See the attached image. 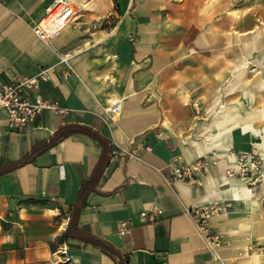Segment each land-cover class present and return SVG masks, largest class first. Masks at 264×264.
Wrapping results in <instances>:
<instances>
[{
    "label": "crops",
    "instance_id": "crops-1",
    "mask_svg": "<svg viewBox=\"0 0 264 264\" xmlns=\"http://www.w3.org/2000/svg\"><path fill=\"white\" fill-rule=\"evenodd\" d=\"M54 1L0 0V79L51 66L39 92L68 108L44 109L21 131L0 111V264H57L65 244L64 264H247L240 239L211 247L189 208L230 200L234 207L211 219L228 237L258 215L254 195L250 211L233 195L241 186L254 191L249 177L227 175L234 150L264 141L253 91L236 98L249 60L237 66L236 58L251 52L248 38L238 33L241 43L222 49L230 40L215 26L202 32L188 0L172 4L166 20L146 13L145 0H119L126 16L110 32L72 20L47 42L34 23ZM253 48L264 70V44ZM87 127L106 139L109 158L96 188L79 198L104 149ZM58 129L66 134L52 141ZM201 157L209 161L202 183L166 180L173 166ZM154 208L162 210L156 221L141 215Z\"/></svg>",
    "mask_w": 264,
    "mask_h": 264
},
{
    "label": "rangeland",
    "instance_id": "rangeland-1",
    "mask_svg": "<svg viewBox=\"0 0 264 264\" xmlns=\"http://www.w3.org/2000/svg\"><path fill=\"white\" fill-rule=\"evenodd\" d=\"M182 1L186 0H145L146 13H152L154 17L166 20L169 17L171 5ZM188 1L198 7L195 13L200 17L199 21L202 32L204 31L207 35V31H210L215 26V29H220L222 38L224 36L225 39L227 37V39L230 40L228 42H222V49L229 47L233 48V46L239 45L241 42L237 41L236 38L238 33H243V35L248 38L243 42L247 45V51L248 47H250L251 52L247 53L246 50H240L236 58L237 66L242 65L240 59H243V61L246 57L249 59H245L243 62V64L246 65L245 73L243 72V78L239 76L241 81L235 86V88L238 89L236 98L239 97L242 89H250L253 91L251 112L260 109L264 110V70L254 62L256 52L253 48V46L262 47L264 44V14H262V12L264 13V0ZM89 2L90 0H88V3ZM92 2H96V4L90 8L82 6L79 15L74 19V22L79 23L82 27L85 26L88 32H110L112 28L126 16V14L122 13L118 8L119 0H92ZM136 3L137 0H134V5H136ZM130 10L133 11V7H131ZM244 17L248 19V21L251 20V17L255 18L252 27L248 26L241 28L240 26H236L235 19H242ZM245 32L247 34H245ZM229 79L233 83L235 75H230L227 81H229ZM257 124H262L264 126V118L258 120ZM261 147L262 148H258L256 144H252V148L248 150L249 152H253L254 155L251 160L247 159L246 156L240 152L241 150H234L240 155V159L247 163L246 167H248V170L246 176H249L248 184L255 188L253 191V188L249 186V188L241 186L239 189H234V194L232 193L238 201L241 200L244 202L248 211H250L253 206L252 198L254 195L255 204L258 208V215L250 218L246 223L240 222L242 223L241 227L238 223L237 232L233 237H228V233L220 228L216 229L214 227L222 235L223 241L221 246L225 243H230L233 239H240L238 240V245L241 247L240 255L247 258V264H259L261 262V264H264V141ZM204 159L206 161V168L203 174H206L208 172L209 161L206 157H204ZM236 175L241 177L244 176L241 172H237ZM233 177L236 178L237 176ZM217 206L218 208L216 207L214 214L222 211L225 212L226 209H232L234 207L230 200H224L223 203ZM237 218L239 219V217ZM260 256H262L263 259Z\"/></svg>",
    "mask_w": 264,
    "mask_h": 264
},
{
    "label": "built area",
    "instance_id": "built-area-1",
    "mask_svg": "<svg viewBox=\"0 0 264 264\" xmlns=\"http://www.w3.org/2000/svg\"><path fill=\"white\" fill-rule=\"evenodd\" d=\"M81 8L82 5L77 0H55L47 7L45 16L34 23L36 34L47 42L51 41L79 15ZM51 68V66L43 67L36 73L22 74L10 80L0 79V111L6 113L11 129L21 131L26 126L33 125L44 109H52L56 113L67 111L68 108L61 105L57 99L45 97L39 92L42 81L50 79ZM194 105L199 113V103L195 101ZM249 153L252 155L251 158H249ZM242 154L250 160L254 156L253 152H243ZM238 156L240 155L238 154ZM238 160V168H228V173L241 172L245 177H249L246 176L247 163L240 157ZM205 168L206 161L204 157H201L190 163L173 166L165 178L168 181L182 179L192 183H202ZM218 204L220 203L194 204L189 208L198 230L213 248L220 247L223 241L221 233L211 225L210 219V216L216 211V207L218 208ZM161 212L160 208L144 209L141 211V215L149 221H156ZM127 229L128 222L123 221L122 231ZM61 253L63 259L58 260L57 264H64L70 259L67 244L61 248Z\"/></svg>",
    "mask_w": 264,
    "mask_h": 264
},
{
    "label": "trees",
    "instance_id": "trees-1",
    "mask_svg": "<svg viewBox=\"0 0 264 264\" xmlns=\"http://www.w3.org/2000/svg\"><path fill=\"white\" fill-rule=\"evenodd\" d=\"M61 129V128H60ZM60 129L56 130L55 134L52 136L51 140L52 141H56L58 138L64 136L66 134V132L61 131ZM88 130H86L87 132H90V128H86ZM91 134L94 135V137L98 138L101 143L103 144V153L102 156L94 170V172L92 173V175L83 183L79 195V198H82L85 190L87 189H93L96 188L95 185L96 183L99 181V179L101 178V176L103 175L107 165H108V158H109V153H108V149H107V143H106V139H104L102 136H99L96 132H90ZM17 163V162H16Z\"/></svg>",
    "mask_w": 264,
    "mask_h": 264
},
{
    "label": "bare ground",
    "instance_id": "bare-ground-1",
    "mask_svg": "<svg viewBox=\"0 0 264 264\" xmlns=\"http://www.w3.org/2000/svg\"><path fill=\"white\" fill-rule=\"evenodd\" d=\"M59 1H61V0H59ZM62 1H66V0H62ZM77 1H79L80 3H81V5L82 6H86L87 4H88V0H77ZM262 38V37H261ZM264 67V66H263ZM251 97V96H250ZM259 133L260 132H257V135H259ZM260 136V135H259ZM261 137V136H260ZM263 140H264V136H262L261 137ZM221 139V138H220ZM223 148H225V147H228L227 146V144H224L223 146H222ZM249 152V151H248ZM243 153V152H242ZM252 157V155L249 153V158H251ZM199 159V158H198ZM239 156L237 155V158H236V161H235V165L233 166V167H231V168H235V169H237L238 168V166H239ZM196 161V160H195ZM227 175H228V177L229 178H231V180H234V182H235V177H233V176H238V175H236V173H228V170H227ZM239 177H241V176H239ZM242 177H245V176H242ZM234 178V179H233ZM244 187V186H243ZM211 202H216V201H209V202H206V203H211ZM216 203H218V202H216ZM224 206V205H223ZM218 213H220V212H217L216 214H218ZM216 214H213V215H211L210 216V219H212L213 218V216H215Z\"/></svg>",
    "mask_w": 264,
    "mask_h": 264
}]
</instances>
